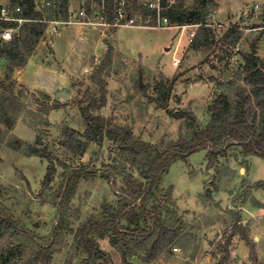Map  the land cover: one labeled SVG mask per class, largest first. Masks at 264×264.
Masks as SVG:
<instances>
[{"label":"rangeland","instance_id":"rangeland-1","mask_svg":"<svg viewBox=\"0 0 264 264\" xmlns=\"http://www.w3.org/2000/svg\"><path fill=\"white\" fill-rule=\"evenodd\" d=\"M70 1V11L78 13L83 0ZM215 2L207 18L211 29L207 46L195 47L189 42L197 26L149 27L137 14L127 26L67 24L60 26L57 35L45 32L26 65L15 70L0 59V214L36 237L35 241L24 237L22 255H14L7 264H25L36 256L38 264H90L84 247L76 240L79 227L94 216L101 218L104 206L116 205L117 195L100 175L82 177L72 185L74 192L62 211L55 236L60 217L56 193L65 181L66 166L101 171L126 166L127 172L139 177L108 138L102 144L92 142L84 156L74 155L66 145L68 130L85 131L81 108L86 106L88 94L99 97L93 76L109 50L112 60L102 74L107 104L93 113L111 119L114 127L131 128L135 136L160 151L188 133L186 120L174 118L170 111L189 109L202 127L207 126L208 107L217 85L243 76L239 53L248 52L256 42L257 52L264 59V0ZM193 4L194 0H185L188 8ZM39 11L45 19L52 14L51 9ZM90 20L100 22L96 14ZM232 27L243 32L234 49L222 42ZM100 41L105 44L103 51ZM169 87L172 91L164 108L158 99L164 102L160 91ZM61 91L67 92L68 98L56 95ZM45 147L54 158L56 173L49 187L43 189L49 161L29 154L33 148ZM208 163L207 152L200 151L174 162L163 177V190L170 195L183 235L171 251L149 264H220L239 214L243 226L250 230L259 264H264V238L258 247L256 239L258 231H264V212L244 216L240 209L247 205L251 211L258 196L263 195L262 190L250 187L264 181V158H246L234 150L212 168ZM116 179L122 185L123 175L116 174ZM96 238L107 252L104 264H123L108 237ZM5 240L0 239V264ZM240 241L235 237L230 244L228 264H254L250 255L247 261L242 260L250 250ZM50 242L47 253L39 247ZM131 260L146 264L140 256Z\"/></svg>","mask_w":264,"mask_h":264},{"label":"trees","instance_id":"trees-1","mask_svg":"<svg viewBox=\"0 0 264 264\" xmlns=\"http://www.w3.org/2000/svg\"><path fill=\"white\" fill-rule=\"evenodd\" d=\"M9 1L13 6H20L23 17L30 20L22 26L20 35L15 36L13 40L0 41V59L8 62L10 70H15L26 65L36 44L45 34L47 24L43 22L44 20L69 19L71 1L54 0L49 19H45L37 9L36 0ZM215 5V0H194L193 6L188 8L185 0H161L158 10L152 8L149 3L125 0L126 18L123 24H127L128 20H132L138 14L144 26L156 27L163 19L168 21V27L197 26L193 46H207L211 43L209 38L211 29L207 18L209 9ZM117 8V0L85 2L88 16L95 14L103 16L109 24L115 23ZM242 39V29L232 27L224 33L222 42L234 49ZM257 51V43L254 42L248 52L239 53L242 58V78L217 85L216 95L208 107L210 121L207 126L202 127L189 109L177 113L169 112L176 119L186 120L188 133L166 150L160 151L135 136L131 128L114 127L111 119L93 113L107 104L106 82L102 74L112 60V51L109 50L93 76V81L99 86V97L88 94L84 98L87 104L81 108L85 131L80 133L73 129L68 130L65 135L66 145L74 155L84 156L92 142L102 144L105 138H108L115 145L116 152L138 171L139 177L127 172L126 166H111L104 171L86 167L71 169L66 166L65 181L56 193L60 217L54 228V235H58L62 211L74 192L72 185H76L84 176L100 175L111 184L117 195V203L104 206L101 218L94 216L79 227L76 240L84 247L90 264H104L103 261L107 258V252L100 247L96 236L100 239L109 238L111 245L120 252L123 264H134L131 260L133 256H140L144 263L149 264L171 251L183 235L170 195L163 190V177L171 165L179 159L186 160L200 151L207 152L209 168H212L219 158L228 156L234 150L246 158L252 156L264 158V59ZM161 90L159 91L164 102L158 99V103L167 108L172 89L169 87ZM57 107H51V110ZM49 111L46 109V112ZM29 155L40 156L49 161L43 189L49 187L56 173L52 154L45 147L33 148ZM118 173L123 175L122 185L117 182ZM250 190L264 191V181L256 182ZM255 206L264 209V203L258 200ZM24 237L31 241L36 240L32 232L24 230L18 223L0 214V239L6 238L3 246V264H7L14 255L15 258L22 255L21 242ZM188 237L193 238L189 234ZM235 237H239L249 248L250 260L254 264H259L256 246L250 239V230L242 224L241 214L238 215L234 230L227 239L220 264H228L229 246ZM51 244L52 242L41 244L39 247L44 248L42 251L47 253ZM38 260L39 256H36L27 260L25 264H38Z\"/></svg>","mask_w":264,"mask_h":264},{"label":"built area","instance_id":"built-area-1","mask_svg":"<svg viewBox=\"0 0 264 264\" xmlns=\"http://www.w3.org/2000/svg\"><path fill=\"white\" fill-rule=\"evenodd\" d=\"M160 1L157 0L156 3H149L152 8H157L160 10ZM85 2L83 0V6L78 11V13L74 14L72 11L69 13V19L67 21L61 20H44L47 24L46 33L50 35H57L59 33V28L61 25L67 24H81V25H105V26H127V24H123V21L126 18L125 13V0H117L118 8H117V17L114 24H109L106 22L103 16H97L100 19V22H92L90 20V16L87 15L85 11ZM54 0H36L37 9H50L54 6ZM23 10L20 6L11 5L9 0H0V41L1 42H10L15 38V36L19 35L20 29L30 20L23 17ZM83 19V21L81 20ZM129 19V18H128ZM159 21L158 27L167 28L168 21L166 19L162 20V23ZM195 27V26H194ZM196 33H190L189 42L191 43L195 37ZM89 71L88 69L86 70ZM175 251L178 249L175 248Z\"/></svg>","mask_w":264,"mask_h":264},{"label":"crops","instance_id":"crops-1","mask_svg":"<svg viewBox=\"0 0 264 264\" xmlns=\"http://www.w3.org/2000/svg\"><path fill=\"white\" fill-rule=\"evenodd\" d=\"M191 26H186V28H190ZM192 28V27H191ZM103 34V33H102ZM105 36V35H103ZM101 36V37H103ZM100 46H102V51L104 50L103 47L105 46V44L100 41ZM59 93V92H58ZM58 93L56 95H58ZM262 192V191H261ZM259 202L261 203H264V191H263V195L262 196H258V199H257ZM241 210H243V215L245 216L246 214L245 213H248L249 215L251 214H256V212L260 211V212H264V209H260L256 206H251V211H249L248 209V206H243L240 208ZM243 222V221H242ZM264 238V231L263 229L258 231V234L256 236V239H259L258 243H257V247H258V244L262 241V239ZM243 241L241 240L239 244H241ZM239 245H237V249H238ZM236 249V250H237ZM250 253L249 254H245L244 255V259L242 258L243 261H247V258L249 257Z\"/></svg>","mask_w":264,"mask_h":264},{"label":"water","instance_id":"water-1","mask_svg":"<svg viewBox=\"0 0 264 264\" xmlns=\"http://www.w3.org/2000/svg\"><path fill=\"white\" fill-rule=\"evenodd\" d=\"M57 96H62L63 98L66 99V98H68L69 94L67 92H65V91H61V92L58 93Z\"/></svg>","mask_w":264,"mask_h":264}]
</instances>
